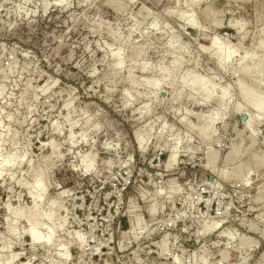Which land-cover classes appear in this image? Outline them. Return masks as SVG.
I'll return each instance as SVG.
<instances>
[{
    "label": "rangeland",
    "instance_id": "obj_1",
    "mask_svg": "<svg viewBox=\"0 0 264 264\" xmlns=\"http://www.w3.org/2000/svg\"><path fill=\"white\" fill-rule=\"evenodd\" d=\"M0 173V264H264V0H0Z\"/></svg>",
    "mask_w": 264,
    "mask_h": 264
},
{
    "label": "bare ground",
    "instance_id": "obj_2",
    "mask_svg": "<svg viewBox=\"0 0 264 264\" xmlns=\"http://www.w3.org/2000/svg\"><path fill=\"white\" fill-rule=\"evenodd\" d=\"M241 31V30H240ZM226 59H227V57H224V59H222V60H220L221 61V63L222 64H224V62L226 61ZM118 66H122V64L121 63H119L118 64ZM252 104H254L257 108H260V104L258 103V102H256L255 100H253L252 102H251ZM71 139H72V137H71ZM92 153V152H91ZM90 154V153H89ZM88 157V156H87ZM230 157V156H229ZM170 161H171V163L170 164H172V162H175V159H170ZM85 162H86V160H84V164H85ZM89 164V163H88ZM92 165H86V168H87V170H89L90 169V167H91ZM1 174V173H0ZM36 187H38V186H36ZM35 187V188H36ZM66 193V191H63L62 192V194H65ZM43 191H42V189H40L39 191H38V193H35V191L34 192H32V199H33V203H34V205H35V207H37L39 204H40V202L42 201V197H43ZM7 208H8V210H9V206H6ZM218 227V225L216 224V225H214L213 227H211V229H216ZM28 234H29V236L31 237V241H32V243L34 244V245H38V244H44V245H46V246H48V245H50L51 244V239L50 238H47L46 240H43V237L41 236V234H40V232H38L35 228H32L29 232H28ZM61 249V248H60ZM59 250V249H58ZM60 251H62V250H60ZM61 253V252H60ZM63 253V252H62ZM57 255V254H56ZM58 255H60V254H58ZM65 255V254H64ZM62 256V255H61ZM60 256V257H61ZM63 258H65V256H63ZM262 258L264 259V254L262 255ZM61 259H62V257H61Z\"/></svg>",
    "mask_w": 264,
    "mask_h": 264
},
{
    "label": "water",
    "instance_id": "obj_3",
    "mask_svg": "<svg viewBox=\"0 0 264 264\" xmlns=\"http://www.w3.org/2000/svg\"><path fill=\"white\" fill-rule=\"evenodd\" d=\"M241 120L244 121V122L248 121V114L247 113H243L242 116H241ZM209 180L213 181L214 178L210 177Z\"/></svg>",
    "mask_w": 264,
    "mask_h": 264
},
{
    "label": "built area",
    "instance_id": "obj_4",
    "mask_svg": "<svg viewBox=\"0 0 264 264\" xmlns=\"http://www.w3.org/2000/svg\"><path fill=\"white\" fill-rule=\"evenodd\" d=\"M213 205H214V204L212 203V205L210 206V208H211L210 212H212V211H213V209H212V208H213Z\"/></svg>",
    "mask_w": 264,
    "mask_h": 264
},
{
    "label": "trees",
    "instance_id": "obj_5",
    "mask_svg": "<svg viewBox=\"0 0 264 264\" xmlns=\"http://www.w3.org/2000/svg\"><path fill=\"white\" fill-rule=\"evenodd\" d=\"M126 226V225H125Z\"/></svg>",
    "mask_w": 264,
    "mask_h": 264
}]
</instances>
